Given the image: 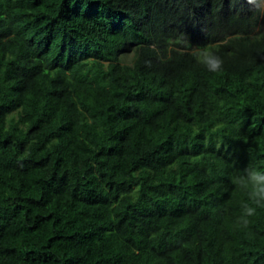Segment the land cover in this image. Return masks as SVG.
I'll use <instances>...</instances> for the list:
<instances>
[{
	"label": "trees",
	"instance_id": "trees-1",
	"mask_svg": "<svg viewBox=\"0 0 264 264\" xmlns=\"http://www.w3.org/2000/svg\"><path fill=\"white\" fill-rule=\"evenodd\" d=\"M263 2L0 0V264H264Z\"/></svg>",
	"mask_w": 264,
	"mask_h": 264
},
{
	"label": "clouds",
	"instance_id": "clouds-1",
	"mask_svg": "<svg viewBox=\"0 0 264 264\" xmlns=\"http://www.w3.org/2000/svg\"><path fill=\"white\" fill-rule=\"evenodd\" d=\"M197 60L210 72L222 70L223 61L212 46L199 50ZM246 173L244 177H237L234 181L249 191L250 202L245 201L242 204L243 218L254 216L258 208L264 207V170L250 168ZM245 223H248L247 219Z\"/></svg>",
	"mask_w": 264,
	"mask_h": 264
},
{
	"label": "rangeland",
	"instance_id": "rangeland-1",
	"mask_svg": "<svg viewBox=\"0 0 264 264\" xmlns=\"http://www.w3.org/2000/svg\"><path fill=\"white\" fill-rule=\"evenodd\" d=\"M263 3H264V2H263ZM132 56H133V53H129L128 56H127V59H128V60H131Z\"/></svg>",
	"mask_w": 264,
	"mask_h": 264
}]
</instances>
